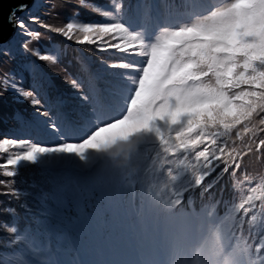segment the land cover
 Wrapping results in <instances>:
<instances>
[{
  "label": "snow or ice",
  "instance_id": "6c2138e0",
  "mask_svg": "<svg viewBox=\"0 0 264 264\" xmlns=\"http://www.w3.org/2000/svg\"><path fill=\"white\" fill-rule=\"evenodd\" d=\"M0 154V264H264V0H0Z\"/></svg>",
  "mask_w": 264,
  "mask_h": 264
},
{
  "label": "trees",
  "instance_id": "16d2710c",
  "mask_svg": "<svg viewBox=\"0 0 264 264\" xmlns=\"http://www.w3.org/2000/svg\"><path fill=\"white\" fill-rule=\"evenodd\" d=\"M213 2H219V0H213ZM82 18L85 20L88 19H92V15L88 12H83L82 13ZM63 21V17L60 18V20H57L56 18H53L52 20L48 21L49 23H53V24H59L62 23ZM57 39H61L60 37H57ZM115 42V41H113ZM50 41L48 40H42L38 47H40V49L42 51H44L45 49H47V47L49 46ZM237 144L239 145V142H237ZM154 157V154H152ZM149 156V150H145L144 152L141 153L140 157L137 158L136 160V164L141 168V169H146L148 167H150L152 165V163L154 162L153 160L148 159ZM3 154H0V159H2ZM262 160H264V156H260L259 154H257L256 156L253 157H245V163L248 167V170L253 173V174H260V173H264V163H262ZM124 161L121 159L119 150H116L113 154H111L108 158V163H106L104 165V167H112V166H118L120 164H122ZM228 193H226V197H227Z\"/></svg>",
  "mask_w": 264,
  "mask_h": 264
},
{
  "label": "clouds",
  "instance_id": "9594fccd",
  "mask_svg": "<svg viewBox=\"0 0 264 264\" xmlns=\"http://www.w3.org/2000/svg\"><path fill=\"white\" fill-rule=\"evenodd\" d=\"M211 231L215 234L217 228H213ZM188 264H244V261L231 253L224 252L223 250L202 253L197 248L193 249Z\"/></svg>",
  "mask_w": 264,
  "mask_h": 264
}]
</instances>
